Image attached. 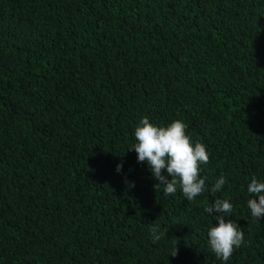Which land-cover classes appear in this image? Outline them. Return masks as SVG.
Returning a JSON list of instances; mask_svg holds the SVG:
<instances>
[{"label": "trees", "instance_id": "trees-1", "mask_svg": "<svg viewBox=\"0 0 264 264\" xmlns=\"http://www.w3.org/2000/svg\"><path fill=\"white\" fill-rule=\"evenodd\" d=\"M145 116L182 120L223 190L189 202L156 189L128 150ZM252 177L264 0H0V264H221L206 207L223 198L244 231L228 264H264Z\"/></svg>", "mask_w": 264, "mask_h": 264}, {"label": "clouds", "instance_id": "clouds-1", "mask_svg": "<svg viewBox=\"0 0 264 264\" xmlns=\"http://www.w3.org/2000/svg\"><path fill=\"white\" fill-rule=\"evenodd\" d=\"M187 125L179 119L167 125H156L142 117L134 130L135 143L128 148L137 154V162H146L154 187L162 188L165 195H174L179 189L183 197L194 201L205 191L221 192L226 183L224 176L218 177L210 186L208 177L201 175V165L209 161V153L204 143L193 141L186 132ZM123 165H117V172ZM247 208L254 220L264 219V180L252 177L247 184ZM209 215L217 217L214 226L207 232V243L211 251L221 261L228 264L234 250L244 242V231L232 220L233 203L228 198L215 199L206 207ZM164 232L159 228L151 231L153 243L161 240ZM175 256V252H169Z\"/></svg>", "mask_w": 264, "mask_h": 264}]
</instances>
